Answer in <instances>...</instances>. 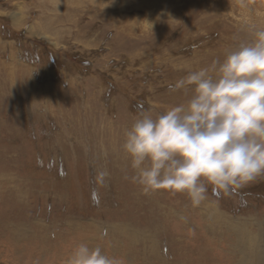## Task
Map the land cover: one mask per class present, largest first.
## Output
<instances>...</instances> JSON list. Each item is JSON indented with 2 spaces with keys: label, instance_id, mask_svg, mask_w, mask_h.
<instances>
[{
  "label": "rangeland",
  "instance_id": "rangeland-1",
  "mask_svg": "<svg viewBox=\"0 0 264 264\" xmlns=\"http://www.w3.org/2000/svg\"><path fill=\"white\" fill-rule=\"evenodd\" d=\"M252 29L264 0H0V264H68L81 243L118 264H264V175L193 207L143 193L122 151Z\"/></svg>",
  "mask_w": 264,
  "mask_h": 264
},
{
  "label": "clouds",
  "instance_id": "clouds-1",
  "mask_svg": "<svg viewBox=\"0 0 264 264\" xmlns=\"http://www.w3.org/2000/svg\"><path fill=\"white\" fill-rule=\"evenodd\" d=\"M250 36L171 87L191 93L185 103L142 115L126 131L122 147L143 193H185L196 207L208 185L228 192L264 175V29ZM68 264L118 261L81 243Z\"/></svg>",
  "mask_w": 264,
  "mask_h": 264
},
{
  "label": "bare ground",
  "instance_id": "bare-ground-1",
  "mask_svg": "<svg viewBox=\"0 0 264 264\" xmlns=\"http://www.w3.org/2000/svg\"><path fill=\"white\" fill-rule=\"evenodd\" d=\"M123 149V148H122ZM122 151H124V150H122ZM123 153H125V152H123ZM125 156H126V154H125ZM120 157V155L118 154V156H116V158H117V160H118V158ZM122 157V156H121ZM122 159V158H121ZM120 160V159H119ZM128 160V159H127ZM121 161V160H120ZM116 162V161H115ZM123 228V227H122ZM125 231V230H124Z\"/></svg>",
  "mask_w": 264,
  "mask_h": 264
}]
</instances>
